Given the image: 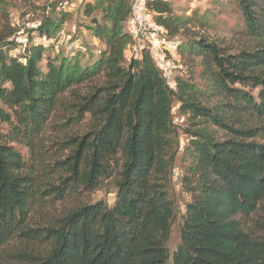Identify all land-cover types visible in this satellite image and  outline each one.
<instances>
[{
  "label": "trees",
  "instance_id": "1",
  "mask_svg": "<svg viewBox=\"0 0 264 264\" xmlns=\"http://www.w3.org/2000/svg\"><path fill=\"white\" fill-rule=\"evenodd\" d=\"M132 3L86 5V16L103 18L92 22L104 49L84 67L77 56L58 64L48 59L42 69L46 50L34 44L24 62L0 50V126L9 127L0 129V264H264V236L251 238L239 221L264 203V145L254 142L250 126L264 118V0L230 2L255 42L251 50L229 55L214 41L180 43V54L200 58L203 83L176 78L172 88L149 52L124 56L132 43L123 31ZM146 9L169 38L207 23L201 15H174L170 0H149ZM100 74L104 82L90 84L85 94L72 90ZM258 88L255 97L250 91ZM67 92L69 100H62ZM175 102L190 125L181 186L191 201L170 256L166 243L177 217L170 193L178 154ZM65 115L69 127L86 128L61 141L50 130L67 126ZM12 142L26 147L25 159ZM108 180L112 206L80 203L53 226L30 224L35 205L89 195ZM14 242L46 248L17 252Z\"/></svg>",
  "mask_w": 264,
  "mask_h": 264
},
{
  "label": "rangeland",
  "instance_id": "2",
  "mask_svg": "<svg viewBox=\"0 0 264 264\" xmlns=\"http://www.w3.org/2000/svg\"><path fill=\"white\" fill-rule=\"evenodd\" d=\"M170 1L174 15H180L181 17L201 15L207 20L204 28L192 25L190 32L180 33L175 38H169L165 31L158 35L160 39L165 41L164 43L161 42L160 46L162 54L176 66L171 75L173 79L188 80L192 84H197V86L200 84L202 86L203 83L199 78V73L202 70L200 58L187 53L180 54L178 51L180 43L198 41L199 39L214 41L229 55L249 51L254 47L255 42L245 35L243 18L237 9L230 4L231 0ZM93 3L94 0H0V50L5 52L8 57L17 58L19 61L24 62L23 57L27 54L25 51L27 46L31 44L42 46L46 50L39 63L42 69L46 67L48 59L58 64L64 60H73L78 56L82 67L95 62L99 57V51L104 49V45L95 35V26L92 22L93 20L103 22L100 12L94 13L91 17L86 16L84 13L86 5H92ZM47 28L52 29L49 37H40V32ZM131 30L132 27L128 20L123 31L130 33ZM141 50L143 49L140 43L132 40L130 46L126 47L124 56L127 60L131 58L139 59ZM152 58L156 65L159 60L155 52L152 54ZM103 82L104 76L100 74L85 84L74 85L72 90L77 95H82L87 92L90 84L99 85ZM258 90L259 88L250 92L256 97ZM69 97L70 92H67L61 98L67 101ZM203 101L206 100L203 99ZM209 101L211 104L214 103L211 99ZM178 107L179 105L175 102L172 108V122L177 132L178 154L175 160L170 191L177 215L166 243L170 256L179 243V227L186 205L191 201L190 195L184 192L181 186L184 168L187 165V162L183 160V156L190 139L185 131L190 129V125L187 116L182 115ZM0 108H3L1 104ZM57 113L62 115V110L57 109ZM67 118H70V115H65L64 121H66L67 126L57 128L58 131L53 129L55 132L50 130V132L52 131L51 135L58 138V140H63L69 136H78L86 128L85 123L69 127L72 120H67ZM53 120H56L54 123L59 124L64 122L59 118ZM250 126L256 128L254 142L264 145V118L254 121ZM0 129L6 133L9 127L2 125ZM8 144L19 152L24 159L27 157L28 150L24 145L18 142ZM67 154L66 151L63 156ZM114 197V185L112 181L108 180L98 190L89 195L71 197L65 201H47L35 205L29 215L30 224L32 227L37 225L53 226L57 222L56 219L77 204H94L103 201L110 207L114 203ZM239 221L242 230L251 238L263 237L264 203H259L252 214L240 216ZM12 247H19L17 252L31 249L34 252L45 251L46 248L35 243H27L25 246L20 242H14ZM26 247L27 249H25Z\"/></svg>",
  "mask_w": 264,
  "mask_h": 264
},
{
  "label": "built area",
  "instance_id": "3",
  "mask_svg": "<svg viewBox=\"0 0 264 264\" xmlns=\"http://www.w3.org/2000/svg\"><path fill=\"white\" fill-rule=\"evenodd\" d=\"M149 0H133L131 8V24L132 30L130 36L133 41L140 43L141 48L152 54L155 52L158 57L156 63L157 68L162 73L168 87H174V79L172 72L176 69L174 63L165 58L160 50L161 42L163 39L159 38V34L163 29L153 23L150 13L146 9V3Z\"/></svg>",
  "mask_w": 264,
  "mask_h": 264
}]
</instances>
